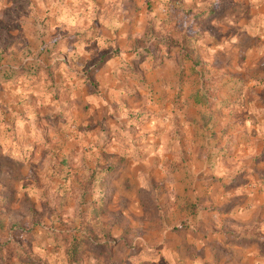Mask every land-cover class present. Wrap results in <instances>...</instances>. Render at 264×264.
<instances>
[{
    "label": "clouds",
    "instance_id": "obj_1",
    "mask_svg": "<svg viewBox=\"0 0 264 264\" xmlns=\"http://www.w3.org/2000/svg\"><path fill=\"white\" fill-rule=\"evenodd\" d=\"M184 47L201 66L182 83ZM5 63L0 164L22 206L0 208L16 224L0 264H264L245 175L264 143V0H0ZM189 86L207 97L195 123L171 100Z\"/></svg>",
    "mask_w": 264,
    "mask_h": 264
},
{
    "label": "rangeland",
    "instance_id": "obj_2",
    "mask_svg": "<svg viewBox=\"0 0 264 264\" xmlns=\"http://www.w3.org/2000/svg\"><path fill=\"white\" fill-rule=\"evenodd\" d=\"M149 8H151V4H149ZM182 49L187 50L185 48H181L180 51H182ZM186 61L188 60L186 59ZM199 67L200 66H194L191 61H188V67L180 74L181 82L183 83L185 80L190 81L192 77L198 76L199 74L196 72V69ZM7 69H8L7 63L0 65V72L6 73ZM238 75H243V74H238ZM233 79H236V77H233ZM230 83L231 81L224 82V81L215 80V79L205 80V86L209 88L208 94L210 95H215L217 93V90H229ZM92 87L93 88L98 87L96 82L92 83ZM149 87H151V85H149ZM231 90L234 91V88ZM196 93H199V92H193L191 90V87L189 86L188 88H182L181 94L172 97L171 100L173 99L174 102H178L183 96L186 103L188 102L191 103L194 101L193 98L196 95ZM190 109H191L190 113L192 114L194 113V111H196L195 108L193 107H191ZM196 114L202 120L205 119L201 116L200 113L198 114L197 111H196ZM202 127L207 128L208 131L212 132L213 137H216L217 132L214 131L212 128H210L207 122H205L202 125ZM197 159H200V158L197 157ZM209 159L211 158L209 157ZM60 164H61V167H67L68 160L63 159L60 161ZM107 171L111 173L112 171H114V169L109 167ZM245 175H250V179L247 181L246 186L248 185L254 186L257 191H259L262 195H264V143L258 146L257 154L252 158V161H251V172L245 173ZM239 180H240V177L238 176L237 180L234 181L233 183L236 184L237 182H239ZM14 181H15V173L13 172V170L11 168H6L3 164H0V185H4L7 188V191L0 190V208H7L9 211H12L14 207L16 210H19V208L22 206L19 202L20 198L17 196V190H16ZM224 187L225 189H227L229 186L225 185ZM236 199H240V198L238 197ZM196 207L197 205L195 206L193 204L191 206L189 205V203H187L184 208L180 209V211L182 212L191 211L194 213V211L196 210ZM119 211H120V198L118 196H114L107 204H105L103 199L100 201L98 206L96 205L95 202H93L91 218L96 219L102 215H107L108 213L115 214V213H118ZM9 226L11 228L16 227L14 219H12L11 217H0V235L5 234ZM6 242L11 243V241H6ZM75 250H78V249L77 247L74 246L72 249V254H73V251ZM78 256H79V250L76 254H74L73 258L74 259L78 258Z\"/></svg>",
    "mask_w": 264,
    "mask_h": 264
},
{
    "label": "trees",
    "instance_id": "obj_3",
    "mask_svg": "<svg viewBox=\"0 0 264 264\" xmlns=\"http://www.w3.org/2000/svg\"><path fill=\"white\" fill-rule=\"evenodd\" d=\"M187 50H183L182 49V54L183 57L187 60H190L194 66H201V61L199 59V57L195 54L194 50H190L189 48L184 47ZM9 77L7 75H5V79H8ZM212 91V90H211ZM194 102L198 103V104H206L207 102V98L200 95L199 93H196V95L194 96ZM94 209V208H93ZM10 243L6 242L5 243V247H7ZM78 249V248H77ZM78 252V250L73 251V256L74 254H76Z\"/></svg>",
    "mask_w": 264,
    "mask_h": 264
},
{
    "label": "crops",
    "instance_id": "obj_4",
    "mask_svg": "<svg viewBox=\"0 0 264 264\" xmlns=\"http://www.w3.org/2000/svg\"><path fill=\"white\" fill-rule=\"evenodd\" d=\"M211 14H212L213 16L219 15L218 13L215 12V10H213ZM183 58H184V57H183ZM184 59H185V58H184ZM185 60H186V59H185ZM188 61H190V60H188ZM172 101H173V99H172ZM161 103L163 104V100H161ZM188 103H189V104H188ZM188 103H187V104L189 105V110H191L190 108L193 107V108H195V110L198 112V114L200 113L199 110H198V107H197V106L200 105V104H197V103H195L194 101L191 102V103H190V102H188ZM196 111H194L193 114L191 113V117H192L194 123L196 122V118L198 117V115L196 114ZM198 203H199V201H197V203H191V202H189V205L192 206V205L194 204V205L196 206ZM193 208H194V207H193ZM192 211H193V210H192ZM194 212H195V211H194Z\"/></svg>",
    "mask_w": 264,
    "mask_h": 264
}]
</instances>
